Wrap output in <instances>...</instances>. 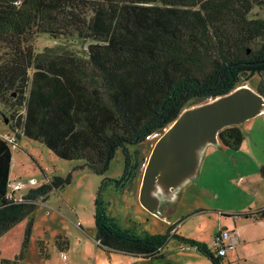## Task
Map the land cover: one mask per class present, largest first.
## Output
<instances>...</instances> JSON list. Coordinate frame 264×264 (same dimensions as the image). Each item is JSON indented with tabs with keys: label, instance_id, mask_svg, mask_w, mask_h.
I'll list each match as a JSON object with an SVG mask.
<instances>
[{
	"label": "trees",
	"instance_id": "obj_1",
	"mask_svg": "<svg viewBox=\"0 0 264 264\" xmlns=\"http://www.w3.org/2000/svg\"><path fill=\"white\" fill-rule=\"evenodd\" d=\"M262 0H0V104L15 133L0 135V236L28 219L20 252L24 258L40 200L69 182L53 176L16 198L8 192L9 143L24 135L66 160H82L104 172L116 150L161 134L190 106L244 85L264 97V19L249 17ZM85 40L83 55L45 48L31 36ZM221 145L237 150L239 126L218 132ZM260 174L264 177V168ZM227 216L264 215L255 212ZM97 246L145 258L160 255L171 236L223 264L205 244L165 232L134 238L112 231L95 217ZM40 253L47 256L40 241Z\"/></svg>",
	"mask_w": 264,
	"mask_h": 264
},
{
	"label": "rangeland",
	"instance_id": "obj_2",
	"mask_svg": "<svg viewBox=\"0 0 264 264\" xmlns=\"http://www.w3.org/2000/svg\"><path fill=\"white\" fill-rule=\"evenodd\" d=\"M249 17L264 19V0L252 8ZM87 43L76 36L53 38L46 33L30 38V44L37 52L53 48L58 52L67 50L83 55ZM258 80L259 77L254 75L243 83L254 87ZM9 114L10 111L0 104V135L15 138V133L8 126ZM238 126L244 134L239 148L230 150L220 142L205 145L195 172H190L188 178L167 193L169 201L162 195L163 187L157 185L156 194L165 199L160 205L164 214L162 219L146 211L138 200L143 170L160 134H153L137 144L127 143L119 147L102 173L91 171L82 160L60 158L43 143L21 134L16 137L17 143H9L10 185H21L14 193L16 198L53 176L70 177L68 183L52 190L45 200L37 203L30 249L36 251V236H40L45 241L46 254L52 256V264H60L57 257H62L61 252L70 253L74 264H191L186 259L187 253L203 256L213 264L199 250L182 246L177 236L169 238L160 255L149 259L138 256L143 259L137 260L129 255L113 253L111 260L101 263V250L105 249L97 246L94 238L85 237L80 230L95 237L96 216L112 231L134 238L163 233L173 226L172 232L175 231L176 235L205 244L215 252L212 239L224 222L234 218L239 224H245L252 217L226 214L255 212L264 208V177L259 171L264 166V112ZM200 207L204 210H199ZM253 219L250 222L253 230L251 239L264 240V215ZM255 219L257 222L253 224ZM22 222L15 226V233ZM6 235L0 239L2 250L7 249L12 238ZM65 238L70 251L65 247ZM181 249L186 252H179L183 251ZM241 261L242 264L243 259ZM42 264H48V261Z\"/></svg>",
	"mask_w": 264,
	"mask_h": 264
},
{
	"label": "water",
	"instance_id": "obj_3",
	"mask_svg": "<svg viewBox=\"0 0 264 264\" xmlns=\"http://www.w3.org/2000/svg\"><path fill=\"white\" fill-rule=\"evenodd\" d=\"M264 112V97L244 84L212 100L185 108L155 141L140 181L138 200L161 217L160 205L168 192L195 172L204 146L219 142L218 132ZM163 189L156 194L157 185Z\"/></svg>",
	"mask_w": 264,
	"mask_h": 264
},
{
	"label": "crops",
	"instance_id": "obj_4",
	"mask_svg": "<svg viewBox=\"0 0 264 264\" xmlns=\"http://www.w3.org/2000/svg\"><path fill=\"white\" fill-rule=\"evenodd\" d=\"M262 168H264V166H261ZM134 185H135V180H134ZM140 186V185H139ZM135 188L132 187V189ZM204 210V208L200 207L199 210ZM260 210V209H259ZM147 211V210H146ZM161 217L156 216L158 218L164 217L163 212L161 211ZM150 213V212H149ZM168 214V213H167ZM153 215V214H152ZM166 215V214H165ZM251 219H248V223L245 224H239L236 220H234V218H232V220H230L229 222H224V224H222V226L220 228L222 229H231V228H235L239 234H240V242L235 246L234 249L232 250H228L226 252V254L222 257V263L223 264H241V259H243V263L242 264H264V245H261V242L264 241L262 240V238H256V239H251L253 236V230H252V223L251 220L253 219L252 217H250ZM254 220V219H253ZM23 221V222H22ZM20 221L19 223L22 222V224H20L17 228V233H15L14 228L16 225H18L19 223H17L15 226H13L11 229H9L7 232H5L3 235L0 236V239L3 238V236L7 237H12L10 241H8V244L6 246L7 249L2 250V248H0V259H13L21 250L22 248V244L24 241V236H25V228L27 225V221L28 219H24ZM26 221V222H25ZM133 222L136 223V220H134ZM253 224H256L257 220L255 219V221H253ZM78 223V222H77ZM81 227V224H79ZM78 225V226H79ZM136 226V224H134ZM33 228H34V223L32 226V230L29 236V244L27 243L26 246V252H25V256L23 259H21L19 262H17L16 264H42V262H46L48 261V264H52V256L48 255V256H42L40 254V241L44 244V240H42V237L40 236H36V241H37V249L36 251H34L33 249H30V241L32 240V234H33ZM219 228V229H220ZM83 230H80V232L87 238H94V240L96 241L94 234L91 233H83ZM14 232V233H13ZM13 233V235H12ZM215 233V232H214ZM65 242H67L65 244V247H67V251H70L69 248V242L66 240L65 238ZM64 242V243H65ZM56 246L59 247V249H61V246L57 245V243L55 242ZM257 247H256V245ZM96 245H97V241H96ZM32 248V247H31ZM46 250V246L44 248ZM186 249V248H184ZM181 249L183 251H179V252H186V250ZM101 250V249H100ZM101 263H103L104 260H111L112 259V254H119V255H127V254H122V253H116V252H111V251H107V250H101ZM61 254H63L61 252ZM70 254V253H69ZM69 254H64L65 257H57L58 261L60 262V264H74L72 261V257L69 256ZM188 256L186 259L189 260V262L191 264H210L209 261L205 258V257H201L200 255H194L193 253H187ZM41 256V257H40ZM132 258H135L137 260L139 259H143V258H138V256H133V255H129ZM149 259V258H148ZM75 261V260H74ZM1 264V263H0ZM165 264V263H164Z\"/></svg>",
	"mask_w": 264,
	"mask_h": 264
},
{
	"label": "built area",
	"instance_id": "obj_5",
	"mask_svg": "<svg viewBox=\"0 0 264 264\" xmlns=\"http://www.w3.org/2000/svg\"><path fill=\"white\" fill-rule=\"evenodd\" d=\"M3 137L9 142L15 141V138L12 136L10 137L3 135ZM20 188H21L20 184L17 183L11 184L10 185L11 194L16 190H19ZM239 242H240V234L233 227L231 229H220L212 239V246L216 251L217 256L222 257L226 254L228 250L234 249ZM62 257L64 258L65 255L62 254Z\"/></svg>",
	"mask_w": 264,
	"mask_h": 264
}]
</instances>
